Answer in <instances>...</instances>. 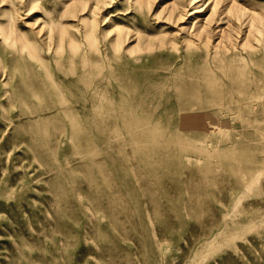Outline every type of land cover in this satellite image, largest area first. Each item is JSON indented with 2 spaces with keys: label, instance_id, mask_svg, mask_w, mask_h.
<instances>
[{
  "label": "rangeland",
  "instance_id": "rangeland-1",
  "mask_svg": "<svg viewBox=\"0 0 264 264\" xmlns=\"http://www.w3.org/2000/svg\"><path fill=\"white\" fill-rule=\"evenodd\" d=\"M0 264H264V0H0Z\"/></svg>",
  "mask_w": 264,
  "mask_h": 264
},
{
  "label": "bare ground",
  "instance_id": "bare-ground-1",
  "mask_svg": "<svg viewBox=\"0 0 264 264\" xmlns=\"http://www.w3.org/2000/svg\"><path fill=\"white\" fill-rule=\"evenodd\" d=\"M93 7H91L92 9ZM210 12V11H209ZM263 13H258L257 15L252 14L250 17V21L253 22V20H259L260 18H262ZM259 18V19H258ZM93 21V20H92ZM215 24V23H214ZM154 36V35H153Z\"/></svg>",
  "mask_w": 264,
  "mask_h": 264
}]
</instances>
